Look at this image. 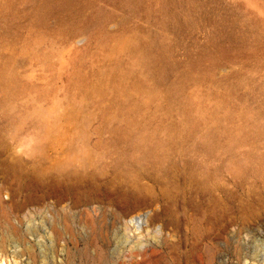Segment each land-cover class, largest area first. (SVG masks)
Wrapping results in <instances>:
<instances>
[{
	"label": "rangeland",
	"instance_id": "rangeland-1",
	"mask_svg": "<svg viewBox=\"0 0 264 264\" xmlns=\"http://www.w3.org/2000/svg\"><path fill=\"white\" fill-rule=\"evenodd\" d=\"M149 254L264 264V0H0V263Z\"/></svg>",
	"mask_w": 264,
	"mask_h": 264
},
{
	"label": "bare ground",
	"instance_id": "bare-ground-1",
	"mask_svg": "<svg viewBox=\"0 0 264 264\" xmlns=\"http://www.w3.org/2000/svg\"><path fill=\"white\" fill-rule=\"evenodd\" d=\"M132 222V219L130 220V223ZM152 254V253H151ZM150 255V254H149ZM154 255V254H153ZM153 255H150V256H148L147 258H144V257H142V259L140 260V261H138V262H136L135 264H150V262H151V260H153ZM153 256V257H152ZM150 257V258H149ZM1 258V257H0ZM158 258V257H157ZM2 259V258H1ZM13 261V260H12ZM17 261V260H16ZM16 261H14V263L13 262H11L10 263V261H9V263H7L6 261H4V260H2L1 261V263L0 264H17V262ZM155 261H156V256H155ZM154 261V262H155ZM159 261V260H158ZM161 261V260H160ZM153 261H152V264L154 263ZM154 264H156V263H154Z\"/></svg>",
	"mask_w": 264,
	"mask_h": 264
}]
</instances>
